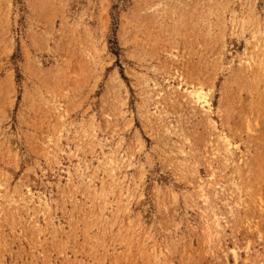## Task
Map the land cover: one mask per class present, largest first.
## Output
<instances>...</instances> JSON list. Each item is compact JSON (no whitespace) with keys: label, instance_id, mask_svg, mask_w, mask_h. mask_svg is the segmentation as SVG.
<instances>
[{"label":"rangeland","instance_id":"374dc122","mask_svg":"<svg viewBox=\"0 0 264 264\" xmlns=\"http://www.w3.org/2000/svg\"><path fill=\"white\" fill-rule=\"evenodd\" d=\"M256 41L264 0H0V264H264Z\"/></svg>","mask_w":264,"mask_h":264},{"label":"bare ground","instance_id":"6f19581e","mask_svg":"<svg viewBox=\"0 0 264 264\" xmlns=\"http://www.w3.org/2000/svg\"><path fill=\"white\" fill-rule=\"evenodd\" d=\"M240 63L245 65L247 68H252L255 65L264 66V44L260 43L259 41H256L253 44V53L245 52L244 56H242L240 58ZM261 68H264V67H261ZM185 91H186V93H188V96H189V98H191V101H193L195 104H198L199 106H201V108L206 113V115L209 117V119H211V116H212V113L214 112V110H213V103L211 101L209 94L204 89L196 88V87H193L191 89L185 88ZM211 121H212V124L215 125V122L213 121V119ZM214 127H216V126H214ZM218 136L221 140V143L223 142V144H224V148L226 150V153H232V150H231L232 142L229 140L227 135H225L224 133H219ZM113 169L114 168H112V170ZM42 200L46 206L47 201L44 199H42ZM219 221H220V218L218 216H216L215 217L216 226L221 227V224ZM237 255L238 254L236 253V251H234V256L236 259L238 258Z\"/></svg>","mask_w":264,"mask_h":264}]
</instances>
